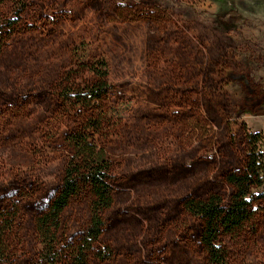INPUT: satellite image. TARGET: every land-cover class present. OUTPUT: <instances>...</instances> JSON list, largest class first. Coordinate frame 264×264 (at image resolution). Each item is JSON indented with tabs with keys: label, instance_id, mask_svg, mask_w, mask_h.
Returning a JSON list of instances; mask_svg holds the SVG:
<instances>
[{
	"label": "rangeland",
	"instance_id": "1",
	"mask_svg": "<svg viewBox=\"0 0 264 264\" xmlns=\"http://www.w3.org/2000/svg\"><path fill=\"white\" fill-rule=\"evenodd\" d=\"M236 4L240 18L226 29L215 14L228 0H28L22 12L0 0V23L19 18L0 49V210L21 208L29 250L79 120L56 86L79 64L105 60L101 144L113 202L101 239L112 256L92 264H209L183 203L226 199L225 176L243 169L249 135L264 145V0ZM78 214L86 207L75 205ZM223 241L229 264H264V198L251 225Z\"/></svg>",
	"mask_w": 264,
	"mask_h": 264
},
{
	"label": "trees",
	"instance_id": "2",
	"mask_svg": "<svg viewBox=\"0 0 264 264\" xmlns=\"http://www.w3.org/2000/svg\"><path fill=\"white\" fill-rule=\"evenodd\" d=\"M8 1L21 12L28 4V0ZM236 2L228 0V8L216 12V21L223 28L229 29L227 23L233 17L240 18ZM18 21L17 17L0 23V49ZM108 75L106 61L96 60L79 64L59 79L56 95L61 107L79 119L63 139L67 154L59 184L45 209L32 221L31 250L21 208L12 203L0 210V264H16L21 258L28 264H92L111 258V247L101 239L104 214L113 202L112 162L101 144L104 104L111 89ZM248 142L243 169L225 176L231 186L226 199L212 193L203 199L187 198L183 203L189 215L200 222L198 239L209 264H229L224 237L251 225L257 203L264 198L263 137L254 133ZM75 205L86 207L84 218L81 214L71 217Z\"/></svg>",
	"mask_w": 264,
	"mask_h": 264
}]
</instances>
